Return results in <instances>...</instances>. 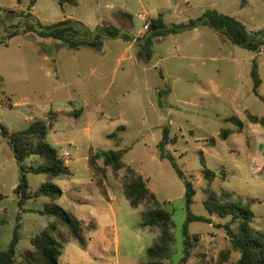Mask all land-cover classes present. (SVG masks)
<instances>
[{
  "label": "rangeland",
  "instance_id": "rangeland-1",
  "mask_svg": "<svg viewBox=\"0 0 264 264\" xmlns=\"http://www.w3.org/2000/svg\"><path fill=\"white\" fill-rule=\"evenodd\" d=\"M179 1L181 5L177 7ZM184 1L187 0H76L75 4L61 6L56 0H38L34 16L42 24L51 25L72 15L92 31L105 24L134 35L144 31L145 22L139 14L158 17L164 13L170 26L198 18L216 3L215 10L240 20L249 31L264 30V0H194L196 3L187 6L182 4ZM28 3L23 0L12 10L17 0H0V37L6 36L11 25L33 22L24 17ZM126 8L129 27L117 15ZM103 42L101 51L72 50L60 41L30 33L12 38L8 46H0V74L5 79L0 121L11 132L26 129L37 119L48 120L49 112L65 109L69 99L76 100L77 109L83 110L81 118L61 115L49 133L48 142L62 157L69 151L72 163L69 175L52 180L63 191L56 204L75 216L79 206L72 207L73 199L98 201V188L91 181L86 155L92 149L123 150L124 162L148 179L162 207L172 213L175 244L169 262L179 263L184 255L186 187L170 161L161 158L157 147L167 128L170 140L166 150L197 190L192 212L210 217L204 201L208 187L205 171L211 170L217 173L212 189L233 192L235 199L248 203L256 215L253 229L264 233V149L260 150L256 143L261 137L241 132L227 140L219 139L223 129L236 128L225 117L247 121V111L264 117V101L254 94L251 77L252 61L258 56L263 79L259 93L264 97V48L254 53L205 26L199 32L190 30L162 38L155 43L152 57L141 58L130 76L125 77L119 58H140L141 50L127 51V43L120 38H105ZM134 46L139 48L136 41ZM45 57L56 59L57 68ZM76 111L79 110L71 112ZM119 127L125 129L118 133L122 138L120 146L107 137ZM211 138L217 139L215 146H209ZM224 169L227 174L222 179ZM110 172L107 187L117 191L123 201L118 204L119 263L143 264L147 262L145 251L157 242L159 230L143 227L146 207L133 208L125 197L121 184L125 170L118 177L111 169ZM20 173L11 146L0 135V193L5 196L0 204V249L9 247L17 227L18 261L23 251L32 249L31 238L54 221L39 213L52 203L47 197L28 199L19 206L14 189ZM27 178L29 192L48 181L46 174L28 173ZM229 221L213 216L211 224H189V232L198 240L193 242L187 264H216L224 251H230L227 264L239 259L227 235L225 226ZM232 228L236 231L238 224ZM85 249L71 240L64 246L59 264H110L109 257L89 255Z\"/></svg>",
  "mask_w": 264,
  "mask_h": 264
},
{
  "label": "trees",
  "instance_id": "trees-1",
  "mask_svg": "<svg viewBox=\"0 0 264 264\" xmlns=\"http://www.w3.org/2000/svg\"><path fill=\"white\" fill-rule=\"evenodd\" d=\"M61 6L66 4H75L76 0H56ZM246 0H244L245 2ZM23 0H17L21 4ZM38 0H29L27 13L24 17L33 19V22L21 21L18 24L7 27L6 36L0 37V46H8L9 41L19 35L34 33L41 38L60 41L64 46L72 50L81 48H90L95 51H101L105 38H120L131 42L136 40V45L141 52V58L150 59L152 50L158 39L168 35H178L186 31L196 29L201 26H208L226 36L234 44L248 49L254 53H260L264 48V30L251 32L238 19L217 10H206L202 16L190 19L187 23H178L167 25L162 15L152 18L150 26L145 35L135 38L126 31L113 25H102L96 31H92L82 22L66 18L51 25H44L35 18L31 12ZM243 2V3H244ZM22 15H19L21 18ZM251 77L253 81V92L264 101L260 95L259 89L263 83L259 71L258 56H256L251 65ZM4 79L0 75V103L2 85ZM61 115L75 116L73 112L50 111L48 120H34L26 129L11 132L0 121V135L8 141L11 146L17 163L20 167V181L15 187L14 193L19 197V206L28 199H36L41 196L49 198L52 203L46 205L45 209L39 211L40 214L54 218L45 230L31 238L32 249L23 251L20 254V260L17 259L16 248L20 241L18 229L14 231L13 239L7 249H0V264H59L64 246L71 240H76L81 246H86L88 234L95 231L97 226L93 222L85 223L70 214L62 206L56 204V201L62 196V189L52 180L70 174L68 166L63 157L48 142V135L55 122ZM228 123L235 125L234 128L223 129L219 134V139L227 140L235 133H241L246 128V122L240 117L229 116L224 119ZM246 120L255 125L264 128V117L257 116L251 112H246ZM125 130L119 127L117 131L108 135V138L115 140L118 146L122 143V138L118 135L120 131ZM169 132L165 128L163 139L158 144L160 156L162 159L170 161L177 175L184 181L186 187V210L187 219L184 226V255L179 263H171V248L175 244L173 234L174 221L172 213L162 207L161 201L157 195L150 189L148 180L145 179L131 166L124 162L123 150H93L89 156V167L97 186L102 194L107 196V178L108 170L111 169L115 177L119 176L121 170H125L122 180V187L125 197L133 208L143 205L146 207L142 214V226L158 228L159 235L157 242L147 248L145 255L147 262L143 264H187L194 247V241H197L196 235L189 232V224L193 222L212 223V217L221 219L229 218L230 221L225 226L228 238L233 249L239 252V259L232 264H264V233L255 231L252 227L256 215L248 203L242 199H235V194L230 191L221 193L212 189V183L217 178V173L211 170L205 171L207 180V199L204 206L210 217L199 216L192 212L191 208L197 193L196 187L181 170L172 153L166 150L168 144ZM209 146H215L217 139L211 138ZM33 158V160H31ZM46 174L48 181L43 183L35 192H29V182L27 175ZM226 171L224 169L222 179H225ZM5 196L0 193V204ZM238 224V229L233 230V224ZM66 228V231H63ZM230 260V251L221 253L216 264H227Z\"/></svg>",
  "mask_w": 264,
  "mask_h": 264
},
{
  "label": "crops",
  "instance_id": "crops-1",
  "mask_svg": "<svg viewBox=\"0 0 264 264\" xmlns=\"http://www.w3.org/2000/svg\"><path fill=\"white\" fill-rule=\"evenodd\" d=\"M193 3H196V1L187 0V1H184L182 4L187 6V5H193ZM25 5H26V7H28L29 3L25 4ZM180 5H181V1H179L176 6L178 7ZM215 5H217V4L213 3L212 6L206 8V10H210V9L215 10V8H214ZM19 6H20V4L17 3L11 9L14 10L15 8H18ZM35 6L31 10V12L34 15H35ZM117 15L120 18V20H122L128 27L130 26V24H129L130 21H129L127 8H126V10H122ZM162 16H163V19H164L165 23L167 24V21L164 18L165 14L163 13ZM66 18H70V19L76 20L72 15H70L68 17H63L61 20H64ZM150 18L152 19V18H155V17H150ZM61 20H59V21H61ZM204 27L205 26H201V27H198L196 29H193L192 31L199 32ZM146 33L147 32L144 30V31L138 32L137 34H134V35L131 34V36H133L135 38H138L136 36H138L139 34L145 35ZM121 40H123V39H121ZM161 40H162V38L158 39L157 42H160ZM135 41H136L135 39L133 41H131V42H128V41L124 40V42H126L127 45H128L127 51H129L130 49H133V50L136 49V51H137L139 49V48L134 46L135 45ZM44 60L45 61H51V63L54 66V68L55 67L57 68V66H56L57 60L56 59L45 57ZM119 60H121L123 62V64L120 65L119 68L124 72L125 77L126 76L129 77L130 74L134 71V69L137 66V64L139 63V61H141V57L140 58H136L135 56L134 57H129V58L122 57V58H119ZM1 76L4 79V76L3 75H1ZM4 81H5V79H4ZM75 101L76 100H74V99H69L68 100L69 106H67L65 109H63L61 111L71 112V111L79 110L78 112L77 111L75 112V115L79 114L78 118H81L82 114H83V110L82 109H77L76 105L74 104ZM80 113H81V115H80ZM64 117L68 118L70 116H66L65 115ZM245 122H246L247 126L242 131L241 134H244L246 132H248V136H255L257 134L256 136L257 137L260 136L261 139L258 138L257 139L258 141H256V143L258 145H260V150L264 149V144L261 145V142H264V128L263 127L261 128L260 125L251 124L248 121H245ZM56 123L57 122H55L52 130L55 129ZM48 137H49V135H48ZM107 137H108V135H107ZM157 147H158V145H157ZM66 152H69V151H66ZM263 152H264V150H263ZM90 153H88L86 155L85 159H86L87 164H88V170L91 172L90 167H89V156H90ZM70 158H71V153H70ZM31 160H33V158ZM65 164L68 166V168L70 170V173H71V164L72 163H71L70 159L68 161H65ZM110 173L111 172H110V169H109L108 170V177H109ZM91 175H92V173H91ZM91 181H92V183L96 184L95 180L93 179V176H92V180ZM96 186H97V184H96ZM97 188H98L100 199L98 201H96L95 203L87 202L86 199L85 200L73 199V201H72V207H74V206L78 207L79 206V210H78L77 214H75V216L79 220L84 221L85 223L86 222L87 223L93 222V223H96V225H97V230L95 232H92V233L87 235L88 236V241H87L86 246H84L86 248L85 249V253L89 254V255L93 253L95 256L109 257L110 264H121V263H119V258L121 257V249H120L121 238H120L119 226H118V204L123 202V201H122L120 195L117 193V191L115 192V191L111 190L110 186L107 187V196L102 194V192L100 191L98 186H97ZM80 206H85V207H80ZM73 209H75V208H73ZM75 211H77V210L75 209ZM79 211H80V214H79ZM146 228H150V227H146ZM113 257L115 258V261H113Z\"/></svg>",
  "mask_w": 264,
  "mask_h": 264
},
{
  "label": "built area",
  "instance_id": "built-area-1",
  "mask_svg": "<svg viewBox=\"0 0 264 264\" xmlns=\"http://www.w3.org/2000/svg\"><path fill=\"white\" fill-rule=\"evenodd\" d=\"M138 17L145 22V24H144V30L145 31H148L149 26H150L151 18L147 14H139ZM63 159H64V161H68L70 159V153L69 152H66L63 155Z\"/></svg>",
  "mask_w": 264,
  "mask_h": 264
}]
</instances>
